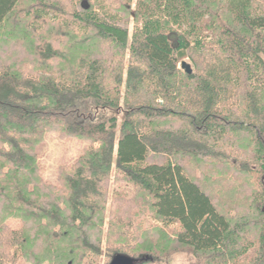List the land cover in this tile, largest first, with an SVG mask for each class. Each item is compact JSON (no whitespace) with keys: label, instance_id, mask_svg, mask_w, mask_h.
Returning <instances> with one entry per match:
<instances>
[{"label":"trees","instance_id":"trees-1","mask_svg":"<svg viewBox=\"0 0 264 264\" xmlns=\"http://www.w3.org/2000/svg\"><path fill=\"white\" fill-rule=\"evenodd\" d=\"M51 132L88 143L56 184ZM104 244L264 264V4L0 0V264H99Z\"/></svg>","mask_w":264,"mask_h":264},{"label":"rangeland","instance_id":"rangeland-1","mask_svg":"<svg viewBox=\"0 0 264 264\" xmlns=\"http://www.w3.org/2000/svg\"><path fill=\"white\" fill-rule=\"evenodd\" d=\"M259 3L264 4V0H257ZM135 9L133 4V10ZM134 24L131 21L130 30ZM188 64L192 63L190 60H185ZM88 146L87 142L79 141L70 138H61L58 133L51 132L45 137V141L42 147L41 157L39 159L40 171L46 182L51 184L57 183L58 169L61 165L73 164L83 153L84 149ZM116 187L111 183V191H114ZM120 190V189H119ZM253 226L251 227V232ZM113 254L106 250L105 244L103 245V252L101 254L99 264H110V256ZM108 259L110 261H108ZM193 260V256L190 252H179L170 256L167 260H163L162 264H188ZM195 260V259H194ZM20 264H31L28 262H21ZM47 264V263H46ZM158 264V263H155ZM160 264V263H159Z\"/></svg>","mask_w":264,"mask_h":264},{"label":"water","instance_id":"water-1","mask_svg":"<svg viewBox=\"0 0 264 264\" xmlns=\"http://www.w3.org/2000/svg\"><path fill=\"white\" fill-rule=\"evenodd\" d=\"M181 67L183 70L186 71L187 74L193 73L191 65L188 64L186 61L182 62ZM141 261L142 260L131 258L130 256H127L125 254H118L112 258L110 264H139Z\"/></svg>","mask_w":264,"mask_h":264}]
</instances>
